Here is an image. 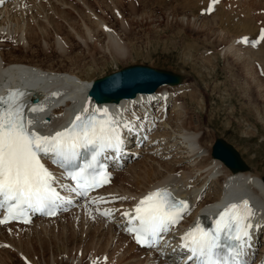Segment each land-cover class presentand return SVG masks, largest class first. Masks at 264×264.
Segmentation results:
<instances>
[{
  "label": "rangeland",
  "instance_id": "obj_1",
  "mask_svg": "<svg viewBox=\"0 0 264 264\" xmlns=\"http://www.w3.org/2000/svg\"><path fill=\"white\" fill-rule=\"evenodd\" d=\"M40 1L41 0L38 1L39 4L38 2L36 4L33 3L30 7V3L28 4L29 13L24 15L23 19L25 21L22 20L21 23L17 22L15 18L11 20L8 17H3V19L5 18L3 21L5 27H17V25L19 26V24L28 21L34 23L33 20L35 19L36 21L37 17L43 19L46 15L48 16L49 13H53L58 8L67 14L69 12V4L66 5V3L74 4L73 0H52L54 3L51 0H49V2H47L48 0H42L41 2L43 4L45 3L43 6ZM59 1L64 3L61 4ZM200 1L201 0H87L93 14L90 13L91 15L88 14V16L82 17L83 19H79V14H77V16L72 11L67 14H70L69 16L75 21L73 33L80 34L81 38L84 40L83 42L71 31L69 32L70 29L65 24L66 20L64 18L57 17L58 19L56 18V22L61 28L58 30V35L56 37L52 31L45 41L41 42L40 40V42L36 44H29L24 50H22L21 43L16 47L17 42L14 40H11L9 44L5 43L1 45V47L4 50V47L8 45L13 46V49H5L4 51L14 56L31 58L30 56L37 54L38 60L45 62V64H53L52 66L54 67L61 65L64 66V68L75 69V65L71 63L80 60L79 62L83 64V68H77L75 71L83 79L90 81L132 64H145L155 68L173 71L181 75L180 84L170 86L175 90L178 97L177 99L180 100L178 106H180L179 111L181 113H172L173 115H169V119L163 131L159 133L160 135L158 134V137L169 139L171 144H175L174 146L178 150H173L171 154L166 153L168 156L163 159L151 155L142 156L141 159L137 160V163L125 167V173L129 168L135 167L136 171L140 172V174L136 176L138 178H135V182L140 189H144L146 185L148 186L150 184L149 180L156 177L157 172H151L147 176L142 177L144 171L148 172V169L142 170V168L151 164L157 168L158 173L159 171L160 173H167V170L170 168L179 170V174H181L183 170L182 174L185 173L186 176L190 173L199 175L201 171H196L192 166L190 167V162H187L189 158L183 157L182 155L184 154L180 152H176L182 150L183 147L178 145V141L180 142L183 138L179 132L173 130L174 126H171V123H169L170 121L172 123L177 122V126L180 127L182 121L186 120L185 129L197 133L198 137L201 138L200 142L202 147L209 150L210 157V151L214 140L216 138L224 140L239 153L241 159L247 165V170H251L255 175L263 178L264 97H260V95L255 92V88H251V85L255 84L254 77L264 82V71H262L263 69L260 67L261 63L252 59V61L254 60L252 76L250 75L251 72L245 74L246 71L243 70L240 64L241 60L239 59V62L238 59L231 54L232 50L230 51L231 48L228 49L227 45L233 43V47L239 48L240 53L245 50V48L247 49V44L244 46L240 44V46L237 44L238 41L236 42L238 37L243 34L246 43L253 37L255 38H253L254 42L257 41L256 37L258 35H260L259 38H261L258 42H264V0L215 1L212 7V17L202 16L201 19H197L196 17L199 16L198 10L200 8ZM46 4L48 7L51 5V8H48ZM63 5L66 7H63ZM74 5L76 6V4ZM53 7L56 8H54L55 10L53 9L54 11L52 10ZM77 7L79 10H82L83 13L86 11L82 4H77ZM221 10L222 12H228L224 13L229 15V17L227 16L229 19L222 17ZM14 13V10L11 8L9 10L10 16ZM32 13H37L35 18ZM182 17H184L187 22H183L181 19ZM93 19H95V21L102 20L113 32V35H115L118 41L116 50L110 47V44H107V36L100 31V28L97 27ZM227 20H229V22ZM250 20L252 24L250 23L249 27L251 28L252 34L248 31H246L247 33L244 31L242 32V29L238 26H233L235 22L237 24H239L240 21H242V23H249ZM83 23L90 29L95 28L96 34L93 41L85 37L86 34ZM257 29L260 30L261 34ZM245 38H247L248 41ZM23 39L24 38H22V40ZM57 39L61 41L62 46L55 43ZM30 51L36 54L30 53ZM167 88H169V86H166L165 89ZM257 94L259 96H257ZM262 94H264V90ZM177 115H179V117ZM170 138L175 139L171 140ZM180 144L182 145L183 143L180 142ZM166 146L165 144V147ZM163 162L168 165H165V163L163 165ZM205 170L206 169H203L202 171ZM223 174L224 171L221 168L217 170L216 176L213 175V173L210 174L213 176V179L208 184V193L209 195L212 193L210 196L217 193L219 181L222 180ZM124 176L125 174L122 175L123 178ZM122 177L120 178L123 179ZM131 177L133 178V174ZM154 182L156 183L157 180ZM127 183L119 179V181H117V187L127 188V186H129ZM74 215V217H69L60 221L45 222L43 224L47 226L46 228H44L42 223L38 225L34 223L26 227V230H20L23 232L19 231L17 235L13 233V235H11V241H9V235L7 234V241L16 245H14V248H10L12 250L9 249L11 253H7L9 254L7 256L12 260L15 259V262H13L14 260L12 261L14 264L16 262L28 264V262L23 259L26 256L21 255L25 253L19 252L17 248L20 250L26 249L27 251L29 249L30 252L33 251L30 257L35 253L33 258H36L39 264H45L46 262L52 264H71V261L72 264H74L73 261L75 264H91V254L87 253H92V255L96 257L94 263L104 264L102 257L98 256V254L105 253L104 256L105 258L107 257L105 264H108L109 254H106V250L112 248V243V245H114L113 236H110L111 234L105 229L100 230L102 227L101 222L98 232H94L96 231V227L98 228L97 224L94 225L93 222H91V225L86 222L83 223V220H80V216H77V214ZM69 220L70 222L72 220V222L70 223ZM50 223L57 224L49 227ZM81 223H83L82 227L80 226ZM21 233L23 234L21 235ZM85 233L90 234V236L85 238V236H82V234ZM100 233L104 235H99ZM114 234L115 232H113V235ZM100 236H102L103 240L105 239L104 241L102 240V244L107 242V240L109 241V243L107 242V247L103 250L104 252H101V250L99 252L97 248L95 250L93 247L94 243L98 241L97 238ZM117 237L119 236L115 238ZM89 242L92 243V248L86 251ZM98 245L99 243H97V246ZM110 251L111 249H109V252ZM118 252L119 251L116 250L111 252V254L120 256L121 254L119 255ZM57 256V262H53V258L56 260ZM10 258H8V263L12 264L10 263ZM26 259L28 258L26 257ZM123 262L125 261L121 263L123 264ZM127 263L129 264V261H126L124 264Z\"/></svg>",
  "mask_w": 264,
  "mask_h": 264
},
{
  "label": "snow or ice",
  "instance_id": "obj_2",
  "mask_svg": "<svg viewBox=\"0 0 264 264\" xmlns=\"http://www.w3.org/2000/svg\"><path fill=\"white\" fill-rule=\"evenodd\" d=\"M22 95L17 91L7 98L0 97L3 105L0 107V209L7 212L0 223H5L9 217L25 216L29 210L42 212L48 209L47 214H55V206L61 197L53 187L55 177L41 162L42 155L67 166L80 157L81 150H91V160L86 166L77 165L78 170L73 169L68 174L76 182L72 191L85 195L90 188L101 185L102 176L109 175L104 171V165L92 162L97 161L105 149L119 152L123 144L119 122L114 117L98 121L87 108L68 128L53 135L30 130L34 122L27 119L25 106L16 102ZM38 110L41 109H30ZM103 113L106 117L109 115L107 109ZM186 210L185 201L177 200L166 188H157L139 200L134 216L128 212L123 215L130 217L127 230L135 234L137 243L151 247L158 245L162 235L178 223ZM102 214L109 216L110 211ZM253 215L249 202L244 200L230 204L220 212L214 227L204 228L198 224L190 229L181 238L188 264H246Z\"/></svg>",
  "mask_w": 264,
  "mask_h": 264
},
{
  "label": "bare ground",
  "instance_id": "obj_3",
  "mask_svg": "<svg viewBox=\"0 0 264 264\" xmlns=\"http://www.w3.org/2000/svg\"><path fill=\"white\" fill-rule=\"evenodd\" d=\"M39 0H17L9 5H7L5 8L1 9L0 10V15L2 14V17H8L9 19L11 20H14L17 19V22H22V20H24V15H26V13L28 14L29 13V8H28V4L31 3H37ZM42 1V0H41ZM40 1V2H41ZM45 1V0H44ZM52 1V0H51ZM62 1V0H61ZM194 1V0H193ZM49 2V0L47 1ZM53 2V1H52ZM60 2V1H59ZM42 3V2H41ZM54 3V2H53ZM52 3V4H53ZM61 4L64 3V2H60ZM73 3L76 4V6L74 4H71V3H66L69 4V12L72 11L74 14H79V19L82 18V17H85V16H88L93 14L92 13V9L90 8L87 0H73ZM39 4V2H38ZM45 4V3H44ZM44 4L42 3V5L44 6ZM77 4H82V6L84 7V10L86 9V11H84V13L82 12V10H79L78 7H77ZM41 5V7H42ZM35 6V5H34ZM46 6L48 7V5L46 4ZM45 6V8H46ZM51 6V5H50ZM49 6V7H50ZM53 6V5H52ZM56 6V5H55ZM61 6V5H60ZM30 7V6H29ZM48 7V8H49ZM63 7H66L65 5H63ZM13 9L14 10V14H12V16H10L9 14V10L10 9ZM51 8V7H50ZM55 7L52 8V10L54 9ZM58 8V7H57ZM246 8V7H245ZM248 8V7H247ZM44 9V8H43ZM56 9V8H55ZM54 9V10H55ZM67 9V8H66ZM53 10V11H54ZM52 11V12H53ZM66 11V10H65ZM250 11V10H249ZM51 12V11H49ZM67 12V11H66ZM68 12V13H69ZM221 10V13H222V17L224 18H227V16L229 17V15H226L225 12ZM237 12V11H236ZM248 12V10H247ZM246 12V13H247ZM34 13V12H33ZM32 13V14H33ZM67 13V14H68ZM91 13V14H90ZM219 13V12H218ZM228 13V12H227ZM242 13V12H241ZM50 14V13H49ZM48 14V16L46 15L45 18L41 19L40 17L36 18V21H35V17L37 15V13L33 14L34 16V23H31V21H28L26 23H22V24H19V26L17 25V27H5V24H4V19H1L2 17H0V37L1 36H8L10 34H12V38H16L17 40V43L20 44L21 43V47H22V50H24V48H27L29 46V44L31 45L32 43H38L42 41H45L47 37L50 36V34L52 33L53 31V34L55 35V37L58 35L57 32L58 30H60V26L57 24L56 20L58 19L57 17H60V18H64L66 20V25L67 27L70 29L69 32L71 31L73 33V28H74V25H75V21L72 17H70L69 15H67L64 11H62L60 8L56 9L53 13H51L50 15ZM230 14V13H229ZM72 16V15H71ZM78 16V15H77ZM246 16V15H245ZM91 17V16H89ZM95 17V16H94ZM93 17V18H94ZM234 17V16H233ZM242 17V16H241ZM57 18V19H56ZM78 18V17H77ZM30 19V18H29ZM83 19V18H82ZM98 19V18H97ZM183 22H187L185 21V18L182 17L181 18ZM229 19V18H227ZM232 19V18H230ZM60 20V19H59ZM94 22L96 23L97 27L100 28V31L107 36V44H110V47H112L114 50L117 49V44H118V41L116 40V37L115 35H113V32L108 29V28H105L103 29L102 26L103 24H105L102 20H97L95 21V19H93ZM238 20V19H237ZM25 21V20H24ZM27 21V20H26ZM223 21V20H222ZM226 21V20H225ZM229 22V20H227ZM251 21V20H250ZM249 23H242V21H240L239 24H237L235 22V24L233 23V26H238L240 29H242V32H250L251 33V28L249 27L250 23L252 24V21ZM82 23V22H81ZM84 24V28H85V34H86V38H90L91 41L94 40V36L96 34V30L95 28L94 29H90L85 23ZM228 24V23H227ZM228 27V26H227ZM229 28V27H228ZM230 29V28H229ZM254 29V28H253ZM253 31V30H252ZM247 33V32H246ZM75 36H77V38L80 40V41H84L80 34L78 33H73ZM249 34V33H248ZM246 34V35H248ZM252 34V33H251ZM244 35V34H243ZM249 36V35H248ZM43 39H41V38ZM59 37V36H58ZM84 37V36H83ZM234 37V36H233ZM245 37V36H244ZM250 37V36H249ZM248 39L250 40V37ZM256 37V36H255ZM22 38H24L22 40ZM61 38V37H60ZM254 38V37H253ZM252 38V39H253ZM244 39V38H243ZM250 40L248 41L247 38L246 40L248 41L247 44V49L245 48V50H243L241 53L239 52V48H235L233 47V43H231L230 45H227L228 46V49H230V51L232 50V53L234 55L235 58L241 60V66L243 67V70L246 71V73H250L251 72V76H252V70H253V66H254V60L255 61H258L259 63H261L260 67H262V71H264V42L263 43H260L258 41H255L254 42V39L253 40ZM233 42V41H232ZM27 43V44H26ZM45 43V42H44ZM57 45L59 46H62V43L61 41H59V39H57V42H55ZM64 44V43H63ZM1 44L0 43V61H3L5 65H10L8 66V69L9 70H12V71H17V70H21L23 71L25 74H28L30 76H37V77H40L42 79V81H44V85L42 86H39V87H36L34 89H32L31 93L33 95H37L39 97V99L41 100H47L49 99L48 96H49V92L48 90L56 85V84H66L67 87H65L62 91V93L60 94V96L58 97V99L56 101H51L49 103L50 105V108L53 107V103L52 102H59L61 101L64 97H71V96H74L76 97L77 99H79L80 103H84L86 101V91H87V88L88 86L90 85V83L93 81V80H86V79H83L75 70L78 68L80 69L83 64H81V62H73L71 63L72 65H75V69H72V68H64V66H61L59 65L58 67H54L52 66L51 64H45V62H42L41 60H38V56L35 52L33 51H30V53H35L36 55H32L30 56L31 58H28V57H24V56H14L12 55L11 53H6L2 47H1ZM42 45V44H41ZM64 46V45H63ZM241 46V45H240ZM109 47V49H110ZM120 48V47H119ZM234 48V49H232ZM31 50V49H30ZM33 50V49H32ZM124 50V49H123ZM67 51V50H66ZM229 51V53H230ZM241 51V49H240ZM8 52V51H7ZM110 52V51H109ZM232 55V56H233ZM61 58V57H60ZM236 59V60H237ZM252 59H254L252 61ZM240 62V61H239ZM21 64V65H19ZM10 67V68H9ZM35 68V69H39V68H42L44 71V73L40 72V71H36V70H33L32 69ZM83 68V67H82ZM256 72V71H255ZM244 74V75H245ZM254 77V76H253ZM180 79H181V76H180ZM254 81H255V84H252L251 85V88H255V92L258 93L260 95V97H264V94H262L263 90H264V82L259 79V78H255L254 77ZM95 80V79H94ZM71 83V85H70ZM180 84V83H179ZM251 84V83H250ZM178 85V84H176ZM166 86L168 85H165V86H161L159 87L155 93L151 94V95H142V94H139L137 95L134 99L130 100V99H126V100H122L120 102H106V103H103V104H110L112 106H118L120 107L121 109H126L127 107L129 106H137V105H140L141 103L145 102V101H148L154 97H157L158 93L159 94H162L166 88ZM171 86H175V85H171ZM257 94V96H259ZM263 99V98H262ZM177 104H174V106H176ZM263 105V104H262ZM82 107L81 104H77L75 105L74 107L72 108H69V113H68V116H71L72 114H74V112L76 111V108L77 109H80ZM62 109L59 108L58 110L56 111H61ZM180 109L178 108H175L173 109V111H175L176 113H181L179 111ZM179 117V115H177ZM175 120V119H174ZM59 121L57 120H54L53 123L51 124V126H55ZM171 123V126H174L173 130H176V132H179V134H181L183 140H181L180 142L183 143L182 145L179 144V141H178V145L183 147L182 150L180 151H176V152H180L181 154H184L182 155L183 157H187L189 159H187V162L189 164V166L193 167V169H195L196 171L198 170H201L199 173V175H201L202 172H205V173H209V174H212L213 171L217 170L218 168H221L223 171H224V174H223V177H222V180L219 181V189L221 187H223V183L225 185H227V188L226 189H230L233 187V184L235 183H244L246 184L252 193L255 197H257V199L259 200L260 204L262 205V207H264V177L263 178H260L259 176L255 175L253 172H251V170H247V167L245 169H241V170H236V171H233L231 170L230 168L226 167L219 159L217 158H214L212 155H211V151H210V155L211 157L209 156V150L206 149L205 147L203 148L202 145H201V142H200V139L197 135V133H195V131H187L185 129V125H186V120L182 121V124L180 127L177 126V122H174L172 123L171 121L169 122ZM180 124V123H179ZM177 134V133H176ZM160 135V134H159ZM177 138V137H175ZM175 138H172V139H175ZM171 139V140H172ZM179 140V139H178ZM168 140L165 142V144L167 145L166 147H168ZM166 154V153H164ZM180 154V155H181ZM182 159V158H181ZM159 161V160H158ZM160 163V162H159ZM165 162H163V165H164ZM165 165H168L167 163H165ZM143 169H148V172H145L144 171V175H142V177H145L147 176L149 173L151 172H157L156 174V177L155 178H152L149 180V185L143 189H140L139 186L137 185V183L135 182V178L137 179L138 177H136L138 174H140V172H137L136 171V167L135 168H129L127 170V172L125 173V176L124 178L122 179L124 182H128L127 184L129 186H127V188H123V190L125 191H129V193L132 192V195H134L135 197L142 194L144 191L150 189L151 187L153 186H160L161 184L165 183V182H168L169 179H171V176H172V172L176 171L174 168H170L167 170V173L166 172H162L158 173L157 171V168H155L152 164L147 166V167H144L142 168ZM203 169H206L205 171H202ZM141 170V171H142ZM189 170V169H188ZM219 170V169H218ZM140 171V170H139ZM143 173V172H141ZM133 174V178L131 177V175ZM187 178L188 175L186 176L185 173L181 175V179L182 178ZM121 179V178H120ZM157 180V182L155 183L154 181ZM173 180L174 183H178L179 179L178 178H174ZM138 181V180H137ZM216 181V180H215ZM135 182V183H134ZM139 182V181H138ZM143 186V185H142ZM111 190V189H110ZM112 191V190H111ZM138 192V193H136ZM188 193H190L189 190H187ZM212 194V193H211ZM210 194V195H211ZM177 195L179 196H182L180 194H178L177 192ZM208 194V198H207V202H211L213 203L215 200L218 199L220 193L217 195H213V196H210ZM133 197V196H132ZM204 204V203H202ZM86 214V213H85ZM263 215V214H262ZM81 219L80 220H83V223H87V224H90L91 225V222H89L88 220V217H85L83 214L80 215ZM76 218V217H75ZM58 219H53L51 222H54ZM99 220V221H98ZM100 221H101V224L102 223H105L104 220H101V219H98L96 218V220L93 222L94 225H98V228L96 227V231L94 232H98L99 230V225H100ZM42 223V225L44 226L43 223L45 222H50L48 220H43V221H40ZM70 222V220H69ZM72 222V220H71ZM70 222V223H71ZM83 223L80 224V226L82 227L83 226ZM90 225H89V228H90ZM93 226V225H92ZM8 227H21V226H8ZM22 227H29V226H22ZM47 226H44V228H46ZM87 228V227H86ZM19 232V231H17ZM46 232V231H45ZM83 232V231H82ZM107 232L109 234H111L110 236H113L114 238V235H113V232H115L114 230H112L111 228H108L107 229ZM13 233H15V231H10V234H8V239H10L9 241H11V235H13ZM37 234V233H36ZM102 236L104 235L103 233H100L99 235ZM7 236V234H5ZM4 235V236H5ZM17 235V234H16ZM22 235V234H21ZM39 235V233H38ZM82 236H85V238L87 236H90V234H82ZM102 236L98 237L97 240L99 241H96V243H94L93 247L94 249L96 250H101V252H104L103 250H105V248L107 247L109 241L107 240V242H104L103 241V238ZM18 238V237H16ZM23 238V237H22ZM82 239V237H81ZM103 240V241H102ZM22 241V239H21ZM25 241V240H24ZM42 241V240H41ZM91 241V240H90ZM64 242V241H63ZM62 242V243H63ZM126 239L125 237H123L121 235V237H117L114 239V245H111L112 248H108L106 250V254L108 253L109 254V257H108V264H122L121 262L124 261L123 259V256L125 254V251L123 248H125V243H126ZM21 243V242H20ZM97 243H99V245L97 246ZM30 244V243H29ZM13 245V248H14V245L15 244H12ZM21 245V244H20ZM16 246V245H15ZM21 247V246H20ZM28 248V246H27ZM92 248V243L89 242L87 244V248H86V251L87 250H90ZM16 249V248H15ZM25 249V248H24ZM63 249V248H61ZM109 249H111V251L109 252ZM17 250L19 252H24L25 254H21V255H25L27 258H28V261H30L32 264H39V262L36 260V258H33L30 257V255L33 253L28 251L25 249V250H20L17 248ZM35 250V249H33ZM118 250L119 252L122 251L121 255L120 256H114L113 254H111V252L113 251H116ZM65 252V251H64ZM7 253H11L10 251H0V264H7L10 257H8ZM30 253V254H29ZM67 253V252H66ZM65 253V254H66ZM61 254V253H60ZM107 254V255H108ZM5 255V256H3ZM67 255V254H66ZM60 256V255H59ZM122 256V258H121ZM8 257V258H7ZM54 257V256H53ZM57 258L58 256L56 257V260L55 258H53V262H57ZM11 259V258H10ZM16 259L18 260V258L16 257ZM107 259V257H106ZM14 260V261H13ZM11 259V262L12 264H14L13 262H15V259ZM13 261V262H12ZM52 261V260H51ZM155 261L154 257L153 256H150L148 255V259L145 261H139L137 262L136 264H153ZM21 263V262H20ZM19 262H16L15 264H20ZM73 263L75 264V262L73 261ZM77 263V262H76ZM125 262H123L124 264ZM9 264V263H8ZM45 264H52V263H49V262H46ZM56 264V263H55ZM60 264V263H58ZM71 264H72V261H71Z\"/></svg>",
  "mask_w": 264,
  "mask_h": 264
},
{
  "label": "water",
  "instance_id": "obj_4",
  "mask_svg": "<svg viewBox=\"0 0 264 264\" xmlns=\"http://www.w3.org/2000/svg\"><path fill=\"white\" fill-rule=\"evenodd\" d=\"M179 82L180 76L171 71L146 65H131L96 79L88 94L97 102L119 101L120 98L134 97L137 92H153L164 83ZM212 156L234 171L247 167L238 152L220 138H216L212 146Z\"/></svg>",
  "mask_w": 264,
  "mask_h": 264
}]
</instances>
